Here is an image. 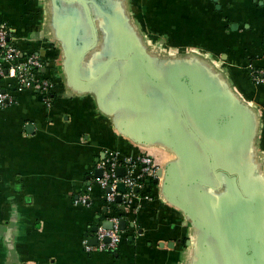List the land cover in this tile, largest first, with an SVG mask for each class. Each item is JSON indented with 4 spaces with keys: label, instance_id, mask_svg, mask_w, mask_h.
Instances as JSON below:
<instances>
[{
    "label": "crops",
    "instance_id": "obj_1",
    "mask_svg": "<svg viewBox=\"0 0 264 264\" xmlns=\"http://www.w3.org/2000/svg\"><path fill=\"white\" fill-rule=\"evenodd\" d=\"M0 24L53 81L48 107L0 79V264H264V0H0ZM109 149L153 157L149 198L107 203Z\"/></svg>",
    "mask_w": 264,
    "mask_h": 264
},
{
    "label": "built area",
    "instance_id": "obj_2",
    "mask_svg": "<svg viewBox=\"0 0 264 264\" xmlns=\"http://www.w3.org/2000/svg\"><path fill=\"white\" fill-rule=\"evenodd\" d=\"M45 62L38 53H24L14 42L13 34L6 24H0V79L12 78L17 81L19 89L37 88L42 92L48 107L52 105L50 94L53 81L45 73ZM251 78L257 83H264V67L248 65ZM13 96L0 91V103L2 105L11 103ZM124 169V174L119 169ZM95 170H101V176H96L94 182L104 191L107 203L110 206L132 205L137 200L149 198L142 196L140 188L144 187L146 181L158 177V167L152 156L148 154L128 155L122 157L116 150H105L102 157L96 162ZM124 185V190L120 185ZM90 183L86 191L81 194L76 202L88 205L91 201ZM118 197L121 198L118 201ZM111 221L112 227L106 228L99 225L96 230L98 250H115L121 241L120 218L112 216L107 219ZM87 249L93 246L87 245Z\"/></svg>",
    "mask_w": 264,
    "mask_h": 264
},
{
    "label": "water",
    "instance_id": "obj_3",
    "mask_svg": "<svg viewBox=\"0 0 264 264\" xmlns=\"http://www.w3.org/2000/svg\"><path fill=\"white\" fill-rule=\"evenodd\" d=\"M230 123H232V122H230ZM119 173L121 174V175H123L124 174V169L123 168H120L119 169ZM101 174H102V171L101 170H96V173H95V175L96 176H101ZM160 175H162L160 172H158V176H160ZM120 189L123 191L124 190V185L123 184H121L120 185ZM121 200V198L120 197H118V201H120ZM125 224V222L124 221H122L121 222V225H124ZM104 226L106 227V228H111L113 225H112V223H111V221H105L104 222ZM124 227V226H123ZM95 231L97 230V227H95V229H94Z\"/></svg>",
    "mask_w": 264,
    "mask_h": 264
}]
</instances>
